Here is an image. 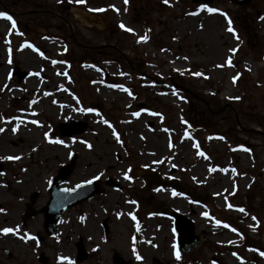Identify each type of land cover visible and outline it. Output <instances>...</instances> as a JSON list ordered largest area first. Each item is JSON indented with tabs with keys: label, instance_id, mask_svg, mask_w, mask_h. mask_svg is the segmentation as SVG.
I'll return each mask as SVG.
<instances>
[{
	"label": "rangeland",
	"instance_id": "rangeland-1",
	"mask_svg": "<svg viewBox=\"0 0 264 264\" xmlns=\"http://www.w3.org/2000/svg\"><path fill=\"white\" fill-rule=\"evenodd\" d=\"M0 13V264H264V0H0ZM172 79L229 106L211 114ZM72 121L87 127L61 134ZM72 154L63 186L98 178L101 193L50 237L37 211ZM153 170L203 200L146 188ZM165 209L201 237L180 259Z\"/></svg>",
	"mask_w": 264,
	"mask_h": 264
},
{
	"label": "water",
	"instance_id": "water-1",
	"mask_svg": "<svg viewBox=\"0 0 264 264\" xmlns=\"http://www.w3.org/2000/svg\"><path fill=\"white\" fill-rule=\"evenodd\" d=\"M193 2L202 1L204 3H212L214 0H192ZM231 2L244 5L250 3L252 0H230ZM13 74H17L19 78L26 77L29 75L28 72L15 70ZM172 82L182 88L183 90L193 94L195 97L204 101L207 105L208 109L213 114H220L224 111L226 106L221 107L219 109H213L210 102L201 96H198L196 93L192 92L188 87L176 83L174 80ZM238 124L243 128L240 124L238 116H237ZM83 125V126H82ZM61 126V134L63 135H72L73 133L82 132L86 128V124L80 121H72L71 123H63ZM250 131L259 132L258 129H249ZM75 165V155L71 156V163L63 165L58 174L54 176L50 181L49 187V200L46 205L43 206L39 212L43 213L44 222L43 227L47 235L51 237H55L57 234V225L58 220L60 219L62 213L68 208L77 205L84 200L92 197L95 194L101 193L99 180L97 178L91 179L86 182H81L76 185L75 188H66L64 187V183L68 180L71 175L73 168ZM146 184L149 188L154 185L157 186H170L175 191L182 193V195L191 198L193 201L201 202L203 199L198 198L194 195V193L188 189L183 187L178 179L172 178L170 180L162 179L156 172L152 174H147L145 176ZM107 185H111L114 188H121V186L114 182L112 179L107 180ZM37 193H33L31 195V202L34 203L37 199ZM32 204H28L27 215L31 216L35 213L31 208ZM166 215L173 219V226L175 232V242H176V250L180 252H191L196 249V247L200 244L201 237L196 233V226L192 219L185 216L181 212L176 210L166 212ZM77 259L84 260L88 256L87 250L84 248L82 241L77 243ZM39 261L43 264H47V259L44 255L39 256Z\"/></svg>",
	"mask_w": 264,
	"mask_h": 264
},
{
	"label": "snow or ice",
	"instance_id": "snow-or-ice-1",
	"mask_svg": "<svg viewBox=\"0 0 264 264\" xmlns=\"http://www.w3.org/2000/svg\"><path fill=\"white\" fill-rule=\"evenodd\" d=\"M79 2H83V0H79ZM165 3H167V0H165ZM207 11H209V12H214V11H216V10H215V9H211V8H209V9H207ZM0 18L6 19V20H9V21L12 20V18H11L10 16L6 15L5 13H0ZM12 26H13V28L15 27V22H14V21L12 22ZM121 27H123V25H121ZM228 30H229V31H232V29H231L230 27H229ZM129 31H130V30H129ZM228 64L231 65V61H228ZM196 75H199V73H197ZM33 123H35V121H33ZM0 131H3V129H0ZM57 142H59V141H57ZM201 155H202V153H201ZM9 159H12V158L9 157ZM17 159H18V157H17ZM241 211H243V209H241ZM205 215H206V214H205ZM225 226H227V225H225ZM12 231H13L12 229H4V230H3V232H5V233L12 232ZM175 255H176V258H177V259H180V254H179V252H176ZM137 259H140V257L137 256ZM69 264H71V262H69Z\"/></svg>",
	"mask_w": 264,
	"mask_h": 264
},
{
	"label": "bare ground",
	"instance_id": "bare-ground-1",
	"mask_svg": "<svg viewBox=\"0 0 264 264\" xmlns=\"http://www.w3.org/2000/svg\"><path fill=\"white\" fill-rule=\"evenodd\" d=\"M110 74V73H109ZM65 108H62V110H64ZM36 131V130H35ZM33 132V131H32ZM29 147H31L32 149H34V148H37V143H32V142H30L29 143ZM43 153H45V154H47V151L45 150V152H43ZM150 171H148L147 173H149ZM15 185V183L14 184H8V188H12V186H14ZM1 188H3V187H1ZM2 197H4L3 195H2ZM7 220L8 221H10L11 220V217H8L7 218ZM164 236V235H163ZM166 238V237H165ZM167 239V238H166Z\"/></svg>",
	"mask_w": 264,
	"mask_h": 264
},
{
	"label": "flooded vegetation",
	"instance_id": "flooded-vegetation-1",
	"mask_svg": "<svg viewBox=\"0 0 264 264\" xmlns=\"http://www.w3.org/2000/svg\"><path fill=\"white\" fill-rule=\"evenodd\" d=\"M159 83H157L156 85H158ZM180 84H182V83H180ZM174 87H176V88H178V89H180L181 90V88H179V87H177V86H175L174 84H172ZM184 85V84H183ZM186 86V85H185ZM190 88V87H189ZM192 91H194L192 88H190ZM181 91H183V90H181ZM184 92V91H183ZM195 92V91H194ZM187 93V92H186ZM190 94V93H189ZM190 95H192V94H190ZM192 97H194L193 95H192ZM195 98V97H194ZM197 100H199V101H201L200 99H197ZM204 104V103H203ZM139 107H141V108H144L145 107V105H142V106H139ZM141 177H142V179H143V182H144V184H145V187H146V182L144 181V179H145V176H144V174H141ZM38 212V211H37Z\"/></svg>",
	"mask_w": 264,
	"mask_h": 264
}]
</instances>
